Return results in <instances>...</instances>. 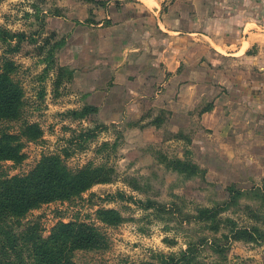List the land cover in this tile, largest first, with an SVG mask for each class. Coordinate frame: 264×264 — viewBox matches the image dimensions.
<instances>
[{"label": "rangeland", "instance_id": "rangeland-1", "mask_svg": "<svg viewBox=\"0 0 264 264\" xmlns=\"http://www.w3.org/2000/svg\"><path fill=\"white\" fill-rule=\"evenodd\" d=\"M76 1L0 0V72L11 61L21 92L17 118L0 120V136L17 138L19 160L1 162L0 178L26 177L58 158L72 173L108 171L107 180L28 211L17 232L35 226L47 239L60 224L92 228L102 244L76 249L73 264H264V185L195 125L156 122L154 111L110 122L108 111L121 109L96 106L82 82L84 59L70 51L78 46L73 20L88 13ZM177 160L198 172L181 171ZM236 228L257 240L234 238Z\"/></svg>", "mask_w": 264, "mask_h": 264}, {"label": "crops", "instance_id": "crops-1", "mask_svg": "<svg viewBox=\"0 0 264 264\" xmlns=\"http://www.w3.org/2000/svg\"><path fill=\"white\" fill-rule=\"evenodd\" d=\"M75 4L88 13L73 20L70 51L84 59L96 106L121 109L110 122L154 111L156 122L195 125L264 185V0Z\"/></svg>", "mask_w": 264, "mask_h": 264}, {"label": "trees", "instance_id": "trees-1", "mask_svg": "<svg viewBox=\"0 0 264 264\" xmlns=\"http://www.w3.org/2000/svg\"><path fill=\"white\" fill-rule=\"evenodd\" d=\"M4 67L0 72V120L11 121L20 113L18 99L21 92L10 78L11 61ZM31 130L32 127L24 126L25 133ZM16 144L14 135L3 133L0 136V164L19 160ZM174 162L181 166L185 164V170L181 171L198 172L193 164ZM107 175L108 171L92 167L72 173L58 158H44L26 177L0 178V264H73L71 259L76 249H93L101 245L102 236L84 225L60 224L47 239H42L35 226L17 232L16 224L28 211L54 200L76 197L92 184L106 181ZM101 213L110 218L116 216L110 211ZM232 233L236 239L257 240L252 230L236 228Z\"/></svg>", "mask_w": 264, "mask_h": 264}]
</instances>
